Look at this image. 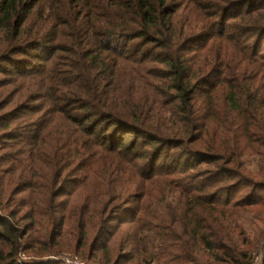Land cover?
Segmentation results:
<instances>
[{
    "label": "trees",
    "instance_id": "1",
    "mask_svg": "<svg viewBox=\"0 0 264 264\" xmlns=\"http://www.w3.org/2000/svg\"><path fill=\"white\" fill-rule=\"evenodd\" d=\"M191 1L0 0V61L15 70L12 82L33 81L48 100L37 119L0 125V264H57L42 258L63 246L86 263L125 264L149 229L122 230L118 220L139 225L144 199L159 196L176 200L171 226L194 218L197 252L223 238L236 251L222 234L236 217L223 211L226 195L244 186L237 201L254 207L264 190V0ZM193 11L213 23L189 33L182 17ZM28 49L45 62L38 70L12 58ZM72 224L71 251L63 229ZM239 254L244 262L228 253L229 264H252Z\"/></svg>",
    "mask_w": 264,
    "mask_h": 264
},
{
    "label": "rangeland",
    "instance_id": "2",
    "mask_svg": "<svg viewBox=\"0 0 264 264\" xmlns=\"http://www.w3.org/2000/svg\"><path fill=\"white\" fill-rule=\"evenodd\" d=\"M182 1L183 0H172V2L174 3H181ZM200 1H203V3H205V0ZM206 13H208V15H211L213 13V10H211V8H208L206 10ZM206 15L207 14H205L204 11H202L201 14L197 11L187 12L182 17V22L185 25L190 24L192 26V29L189 31V33H196L197 31H199L198 29L201 25H208V21L209 25L213 23L211 18H209V20L206 18ZM215 25L216 26L212 28L213 30H205L207 31L206 33L211 34L215 29L217 30L220 28L218 22ZM225 32L230 33V30L227 28ZM245 37L252 40L251 34H246ZM3 46H5V44H1L0 51L2 50ZM260 47L261 49L264 48V44H260L259 50ZM36 52L37 50L33 51L28 49L25 50L24 55H16L12 58H16L17 61L27 62L30 64L32 70H38L39 67L44 65L45 62L43 59H30L32 55H34L35 57V55L38 54ZM1 53L2 52H0V56ZM14 71L15 70L9 67L6 62L0 61V125H2V123L6 121L9 125V129L7 131H13L12 125L20 122L19 120H13L17 117H20V115H28V117L22 118V120L24 119L28 122L30 119H37L40 115H44L48 106V100L47 98L44 99L42 94L43 90L34 89V86H32L33 81L29 80L28 82H24L23 80H19L12 82L16 77L14 76V74H12L14 73ZM21 84L23 85L22 87L20 86ZM37 91H41L42 98H39L35 102H31L32 99L38 97L36 96ZM4 143L7 142L0 139V158H3L6 153L4 150ZM246 162V165L252 171H255V160L246 159ZM2 167H4V165H2ZM0 171H2V169H0ZM236 183L237 182H234V185H237ZM73 189L74 188L72 186V188L67 189L65 193L60 194L57 201L63 199L65 200L72 194L71 190ZM152 190L154 191L155 189L152 188ZM243 191L244 186H239V188L236 189V192H231V194L229 193L228 195H226L227 197H229V199L227 200L229 201L228 208L223 207V211L228 210L227 213H229V215L236 214L235 218L231 215V217L227 216L229 217L228 221L231 220V222L225 223L226 228H224L222 231V234L228 235V237L232 241V247L235 246L236 251H225L224 247L227 246L230 248L231 244L223 238L222 244L220 245L222 246V248H219L218 250L214 249V251H212V249H205L204 251L197 252L191 241L192 238L188 234V231L191 228L190 225H193L192 221H194V218L191 217V215H184L182 217V224L184 225L171 226L169 224V220L171 218V214L174 212L171 208L168 209V207H172L175 204L176 200L172 197H168L166 199L162 197L160 198L159 196L158 198H149L147 200L144 199V205H146L147 209L145 211L144 219H142L143 221H141L142 223L140 222L139 225H136L134 223L129 225V222L130 220H132V218L126 216L125 214L121 218H119L118 222L122 221V223H125L121 225L122 230L129 228L131 230H134L137 229L138 226H144V228L149 229V233L144 236L145 242H137V246L131 248L133 250V259L128 260L129 256L126 255L124 260H122L125 261L123 263L196 264L195 261H193L194 259H196L197 261L203 262V264H229V256H234L239 263H243L244 257L239 254L240 251L250 252V259L252 264H264V190L259 193V197H262L260 198L261 200L259 201V205H255L254 207H245L242 202L237 201L239 195H241ZM154 195H156L155 192H153V196ZM223 195L224 194H222V197H226ZM10 199L16 200L19 198H16V196H14L13 198L10 197ZM76 199L77 202H80V197L77 196ZM13 209L15 211H19V209H17L16 207H13ZM3 214L4 211L0 207V215L2 217ZM21 217L22 214L20 213L18 215V219ZM56 217H61V215L54 214V218ZM5 220L9 221L7 217ZM19 224L24 226L29 225V223L25 220L19 222ZM113 224H115V222H113ZM37 226L38 228L36 229L38 230V232L37 234H33V236L37 237V240H39L41 239V235L43 236L44 234V228L46 226L45 220L40 219L37 222ZM63 232H70L73 234V236L69 240L67 238H64L65 241H70V244H72V247H69L72 251L74 247L73 244L76 243L75 241L78 237L79 231L77 230L76 225L72 224L70 230L65 231L63 229ZM64 240L58 239L57 243L60 242L64 244ZM164 240H170V242L165 243L163 242ZM211 241H213V239H211ZM27 243L28 241H25V239L22 242V244L24 245H27ZM215 243L216 242H213L212 244ZM67 248L68 247L63 246L60 250V253H57L55 255L49 253L43 256V258L41 257L42 261H52L57 262V264H90L84 261H80L79 256L74 254L73 252H69L70 250H68ZM228 253L230 254L229 256H227ZM21 257H23L24 260H29L30 258H32L31 254H25V256L21 255ZM191 260L193 262H191Z\"/></svg>",
    "mask_w": 264,
    "mask_h": 264
}]
</instances>
